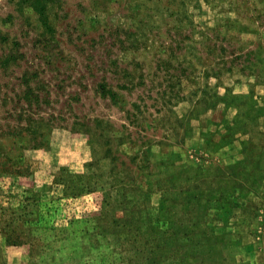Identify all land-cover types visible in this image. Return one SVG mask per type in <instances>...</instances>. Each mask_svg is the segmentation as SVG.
I'll list each match as a JSON object with an SVG mask.
<instances>
[{"label":"rangeland","instance_id":"374dc122","mask_svg":"<svg viewBox=\"0 0 264 264\" xmlns=\"http://www.w3.org/2000/svg\"><path fill=\"white\" fill-rule=\"evenodd\" d=\"M0 264H264V0H0Z\"/></svg>","mask_w":264,"mask_h":264}]
</instances>
